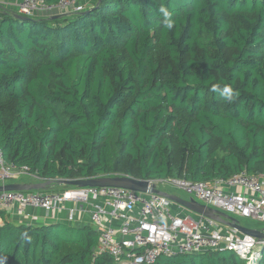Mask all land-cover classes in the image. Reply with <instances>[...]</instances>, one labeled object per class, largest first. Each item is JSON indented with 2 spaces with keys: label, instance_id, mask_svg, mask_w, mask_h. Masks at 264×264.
Here are the masks:
<instances>
[{
  "label": "trees",
  "instance_id": "obj_1",
  "mask_svg": "<svg viewBox=\"0 0 264 264\" xmlns=\"http://www.w3.org/2000/svg\"><path fill=\"white\" fill-rule=\"evenodd\" d=\"M16 13L0 0V150L23 176H264V0H101L26 21ZM0 219V264H113L96 251L92 226ZM256 249L264 264V242ZM155 264L245 261L220 250Z\"/></svg>",
  "mask_w": 264,
  "mask_h": 264
},
{
  "label": "built area",
  "instance_id": "obj_2",
  "mask_svg": "<svg viewBox=\"0 0 264 264\" xmlns=\"http://www.w3.org/2000/svg\"><path fill=\"white\" fill-rule=\"evenodd\" d=\"M91 0H62L57 7H49L40 0H19L17 12L25 17L45 14L54 9L61 13L85 11ZM26 174L4 161L0 150V186ZM178 185L204 205L229 215L264 224V176L247 172L228 181L213 184L183 180ZM241 188L242 192L223 188ZM101 203L94 206L91 221L99 229L96 251L112 258L113 264H155L164 256L203 254L209 251L234 252L248 264H258L260 242L236 230L222 229L214 220L173 210L174 203L156 194H141L119 188H77L60 191L2 192L0 211H8L18 203L50 212L65 202L86 203L91 199ZM75 213V210H72ZM198 217V218H194Z\"/></svg>",
  "mask_w": 264,
  "mask_h": 264
},
{
  "label": "water",
  "instance_id": "obj_3",
  "mask_svg": "<svg viewBox=\"0 0 264 264\" xmlns=\"http://www.w3.org/2000/svg\"><path fill=\"white\" fill-rule=\"evenodd\" d=\"M97 3V5H96ZM101 3V0L90 4L89 8H97ZM96 5V6H95ZM87 13V12H86ZM20 20L33 19L32 17H25L18 13L15 15ZM36 17V16H34ZM57 17H52L51 19H56ZM56 185L64 187H77V188H119L125 189L141 194H156L161 195L174 204L188 210L196 215L206 217L214 220L219 225L238 231L239 233L253 237L257 239L258 242H264V228L263 229H250L247 228L234 217L223 213L219 210L212 209L204 204L198 203L194 199L184 200L178 196L168 194L163 192L158 188V185L151 180H138L135 178L127 176H115V177H101L93 179L84 180H61L58 183L54 181L41 182L37 184H8L0 186V193L2 192H31V191H47L54 188Z\"/></svg>",
  "mask_w": 264,
  "mask_h": 264
},
{
  "label": "crops",
  "instance_id": "obj_4",
  "mask_svg": "<svg viewBox=\"0 0 264 264\" xmlns=\"http://www.w3.org/2000/svg\"><path fill=\"white\" fill-rule=\"evenodd\" d=\"M8 7L14 8L15 12L16 6L19 0H4ZM97 2V0H91V3ZM50 13L51 16H57L61 14V10L54 9ZM66 13V12H63ZM49 16V15H47ZM45 17L43 14L39 13L36 18ZM32 179L33 182H29L26 184H37L39 181L34 178L27 176ZM24 184V183H17ZM224 189L236 192H242L241 188H231L228 186H223ZM101 203L99 199H91L86 203L80 202H65L62 206H58L51 210L50 212H45L42 209L35 208L32 206H21L18 203L13 204L10 209L6 212V217L8 220L16 225H32V226H41V225H52V224H65L75 228H82L86 226H92L97 231L99 229L92 223L91 221V212L92 208ZM182 208V207H179ZM184 209V208H183ZM72 210H75V213H72ZM185 211H179V214L189 215V211L184 209ZM188 211V212H187ZM177 213V212H175ZM198 218V217H194ZM1 220V219H0ZM222 229H227V227L220 226Z\"/></svg>",
  "mask_w": 264,
  "mask_h": 264
},
{
  "label": "rangeland",
  "instance_id": "obj_5",
  "mask_svg": "<svg viewBox=\"0 0 264 264\" xmlns=\"http://www.w3.org/2000/svg\"><path fill=\"white\" fill-rule=\"evenodd\" d=\"M88 6L90 7V3L88 4ZM11 9H13L15 11L14 8H11ZM16 10H17V8H16ZM50 14H52V13L46 12L43 15L44 16H47V15L51 16ZM181 181H183V180L182 179H178V178H170V179L165 180V181H154V182L158 185V188L160 190H162L163 192H166L168 194H172V195L178 196V197H180V198H182L184 200L194 199L198 203L204 204V202L200 201L196 197L188 194L185 190H183L178 185V183L181 182ZM29 182H33L31 178H29L27 176H22V177H20V178H18L16 180H9V181H7V184H12V183H24V184H26V183H29ZM179 207L180 206L174 204L173 205L174 212L179 213V211H185L183 208H179ZM93 209H94V207L92 208V210ZM189 213H191V212H189ZM229 215L232 216V217H234V218H236L241 223V225H243V226H245L247 228H250V229H258V227H263L264 228V224H260L257 221H253V220H250V219H244V218H241L238 215L233 214V213H229ZM245 264H248L247 261H245ZM258 264H259V262H258Z\"/></svg>",
  "mask_w": 264,
  "mask_h": 264
},
{
  "label": "clouds",
  "instance_id": "obj_6",
  "mask_svg": "<svg viewBox=\"0 0 264 264\" xmlns=\"http://www.w3.org/2000/svg\"><path fill=\"white\" fill-rule=\"evenodd\" d=\"M171 25H169V27H170Z\"/></svg>",
  "mask_w": 264,
  "mask_h": 264
}]
</instances>
